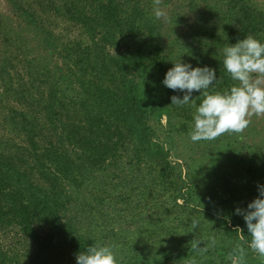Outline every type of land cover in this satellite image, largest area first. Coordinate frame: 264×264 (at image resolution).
<instances>
[{
	"label": "trees",
	"instance_id": "16d2710c",
	"mask_svg": "<svg viewBox=\"0 0 264 264\" xmlns=\"http://www.w3.org/2000/svg\"><path fill=\"white\" fill-rule=\"evenodd\" d=\"M17 1L14 3L17 5L19 18H28L48 42L60 40L50 34L53 23L49 14L42 18L35 17ZM46 1H34L41 6L38 14L43 16L52 9L67 31L76 28L79 33L73 39L62 42L66 48L62 49L63 55L59 54L70 58L77 70L86 69L80 74L74 73L76 76L72 74V78L68 77L70 81L77 82L76 86L81 92L80 109L74 103L77 113L82 114L79 125H75L71 131L65 130V125L51 127L61 128L57 133L61 139L51 141L53 153L50 159L55 173L61 174L62 179L68 177L65 180L67 186L74 185L75 188H67L66 195L61 183L56 180L50 182V178L40 180L38 177L36 184L28 181L25 183L21 178L26 174L15 172L17 169L12 171L5 161L2 162L0 236H11L7 244L5 240H0V264H76L75 255L89 245L96 244L112 246L117 264H164L165 261L171 264L181 263L182 246L170 250L160 249L161 253L151 248L145 254L135 251L130 244L126 245L125 233L122 236L120 233L129 232L125 230L127 223L136 222L137 226V222L145 218L144 213L146 219L150 218L153 222L152 216L168 214L170 210L174 214L190 210V173L192 172L191 182L195 187L212 189L216 186H207L211 184L210 178L218 176L217 174L224 175L225 165L220 161L231 155L230 147L215 148L214 157L218 161H210L207 171L203 165L194 163L196 156H179L181 154L176 148L180 143L177 138L182 127L173 122V119L158 130L150 128L146 122L137 95L142 85L155 88L156 97L151 100L152 111L164 107L167 110L168 106L167 112L170 109L171 114L179 115L178 106L172 104L170 98L182 93L161 83V76L172 66V61H168L167 51L165 54L162 51L167 50V46L182 49L184 43L180 47L177 44L180 38L176 36L169 44L166 43L165 24L153 19L151 11L146 9L152 8V0ZM248 1H206L203 10L195 6L198 16L192 23L189 34L182 36L189 43L187 60L183 61L190 62L193 66L207 65L215 69L217 80L209 87L210 92L223 91L235 83L220 62V51L225 45L235 43L237 39L247 35L264 42V14L256 7L252 8ZM167 3L166 0L162 5ZM174 19L179 21L183 16ZM11 36L12 33H6L2 39L5 41ZM180 56L178 54L177 59ZM138 73L144 74L142 79L135 78ZM16 91L19 93L20 89ZM56 91L58 89L55 84H51L46 91L41 92L39 98H35L31 93L21 90V97H18L20 102H24L21 111H16L12 114L14 117L9 116L5 121L11 122L19 118L23 124L31 126L33 122L37 126L36 118L44 119L42 123L50 121V124L54 120H62L58 115L68 108V103L60 102L58 105ZM198 99L199 96L196 100ZM22 112L26 118L21 117ZM184 125L183 129L188 132L189 124L184 122ZM44 127L46 126L42 125L40 128ZM66 136L68 142L64 138L62 140ZM70 144L79 147L76 156L66 150ZM237 148L253 150L255 146L240 143ZM47 151L49 152L48 149ZM110 158H114L120 166L116 173L121 174L123 185L129 184L133 176L138 177L142 173L151 177L150 180L141 182V185H134V188L141 187L138 189V199L133 198L126 190L117 195L103 196L90 189L84 190L89 183H97L98 173L103 172L101 170L106 168L105 163ZM36 168L38 169V163ZM13 172L18 177L9 179L8 176ZM32 176L36 180V174ZM109 178L112 180V177L104 176L102 181H98L101 188L110 181ZM140 178L146 179L144 175ZM168 192L170 194L164 196ZM251 194L249 199L252 198ZM230 199L217 197L220 206L218 213L222 215L220 221L223 236L220 238V247L210 253L205 263L229 264V255L240 246L245 250V264H263L259 260L253 261L254 253L248 249L247 243L250 236L246 228H241L244 223L234 211L237 206L228 212ZM158 223L159 219L155 224L159 225ZM228 223L230 227L227 226ZM39 226H46L48 231L41 233ZM152 234L149 229L147 236L152 237ZM217 235L214 233L209 241L213 246L219 242ZM207 242L208 240L203 241ZM191 250L194 249L191 247Z\"/></svg>",
	"mask_w": 264,
	"mask_h": 264
},
{
	"label": "rangeland",
	"instance_id": "374dc122",
	"mask_svg": "<svg viewBox=\"0 0 264 264\" xmlns=\"http://www.w3.org/2000/svg\"><path fill=\"white\" fill-rule=\"evenodd\" d=\"M15 0H0V176H3L1 171V164L3 161L15 172L21 171L26 174L22 176V180L25 183L35 182L38 183V177L40 180L50 178V182L56 180L60 182L64 188L63 192L67 195V188L74 189V185H68L65 180L62 179V175L58 172L55 173L54 165L50 159L53 151H51L52 143L51 141H56V138L61 139L57 136V133L61 131L59 129L51 128L52 125H65V130H74L75 125H79L82 114L77 113V106L80 109L79 104V94H81L80 89L76 86L77 82L70 81L72 74L79 72H85L86 69L81 68L77 70L71 59L62 57V49L67 40L73 39L77 36L78 29L74 28L71 30H66L63 24L60 23L59 19L56 18L57 13L52 9L48 10L44 15L38 14L41 10V6L38 5L35 0H19L17 2L21 3V6L27 8L35 17H44L49 14L50 20L53 23L51 36L59 37L60 40L50 41L44 39L40 30L30 23L28 18L21 16L19 18V12L17 5L14 3ZM46 1V0H45ZM47 0L46 2H48ZM59 2L60 0H56ZM166 0H163V2ZM168 3L161 5L166 8L169 13L168 21L162 22L167 28L166 38L164 40L166 43H170L171 40L176 36L180 38L178 43H184L183 48H176L167 46V50H163L162 54L167 51L168 61L176 60L178 54H181L182 60H187L188 55V40L183 39V35H188L192 29V23L196 20L198 16V11L195 6L200 7L203 10L206 1L213 3L216 0H167ZM162 2V3H163ZM181 2L177 6L176 3ZM252 8L256 7L258 11L264 14V0H249L248 1ZM18 4V3H17ZM147 10H150L148 7ZM182 15V20L174 19ZM3 23V24H2ZM161 24V25H162ZM6 25V27H3ZM6 33H12V36L5 41L2 39ZM264 37V34H263ZM112 51L110 48H107ZM60 53V54H59ZM83 67V66H82ZM42 73V74H41ZM46 74V75H43ZM71 74V75H70ZM76 76V74H74ZM135 78L143 77L144 74H135ZM69 77V78H68ZM163 78V76H161ZM51 84H55L56 89H58L57 100L59 102L68 103L67 109L59 113L62 120L57 119L52 121L43 122L44 119H37V126L26 125L21 123L19 118L13 119L11 122L5 121L6 118L14 117V113L21 111V106L24 102H20L18 97L20 96V91L24 90L27 94L31 93L35 98H39L42 91H46ZM19 90L18 91L16 90ZM40 90L38 93L37 91ZM155 88L150 89L145 86H141L137 93L140 105L144 110L146 122L150 128L156 130L160 127L165 126L168 120L173 119L178 126L182 127L177 141L179 145L176 150H179L180 157H195V164L203 165L205 170H209V162L213 159L217 162L215 158V148H227L230 147L231 155L227 159L220 161L225 165L223 167L224 175L214 176L210 178L211 184L208 187H214L209 189L205 187H195L191 182L192 172L190 173V184L192 190V203L190 210H184L183 213H171L168 214L161 213L159 216H152L153 222L155 223L159 219V225H156L150 218H145L141 222L127 223L125 224V230L129 232H121L122 236L125 233L126 245L130 244L131 248L137 252L149 253L152 248L155 252L161 253L160 249L170 250L174 249L176 246H182L180 251L182 254L181 263L175 264H206L205 261L208 259L210 253L220 247L222 233V222L220 221L221 214L218 213L220 206L217 203V197H227L230 199V206L228 212H231L234 207L246 208L247 203L253 198L258 196L257 184H264V116L252 115L249 125L240 133H224L211 141L201 140L198 142H192L188 138V132L192 125V113L194 111L188 105L178 106L179 115L176 113L171 114V110L153 109L151 110V100L156 97ZM10 94V95H8ZM197 96L200 99L196 100ZM15 97V98H14ZM62 101H61V100ZM202 99V95L198 92L193 93V100L196 104H199ZM33 100V99H32ZM31 100V101H32ZM56 100V101H57ZM76 103L77 106L74 105ZM27 105L25 106V109ZM31 114V113H30ZM176 114V115H175ZM188 114V115H187ZM6 115V116H5ZM20 115V113L18 114ZM174 115V116H173ZM37 115H35L36 117ZM22 118H26L24 112H22ZM44 118V113L42 114ZM30 120V119H29ZM60 122H59V121ZM10 121V120H9ZM31 121V120H30ZM184 122L189 124V130H184ZM26 123V122H25ZM61 123V124H58ZM46 126L43 129L41 126ZM163 137V136H162ZM64 141H69L66 137H62ZM175 140V137L173 138ZM74 142V141H72ZM252 144L255 146L253 150L250 149H240L237 145ZM66 145V144H64ZM49 150V152L47 151ZM79 147L75 145H67V149L71 155L76 156ZM60 152V150H58ZM198 155V156H197ZM108 162L105 163L106 168H103L102 173H98L96 178L98 181H102L104 176L112 177L109 178V182L104 185V188L100 187V183L97 181L96 184H88L84 190L95 191L100 196L103 195H117L121 191H125L133 198L138 195V189L141 187L134 188L135 184L141 185V182L150 180V176L140 178L132 177L129 184L123 185L121 179V174H117L119 165L114 158L107 159ZM204 161V162H203ZM208 161V162H207ZM38 163V169L36 164ZM89 165V164H88ZM84 167V165H82ZM34 169L36 171L34 172ZM83 171V170H82ZM58 173V174H57ZM32 174H36V180ZM133 174V172H132ZM18 177L16 173H12L8 176L9 179H16ZM208 182V183H210ZM214 184V185H212ZM10 185V184H9ZM38 186V185H37ZM150 185H148L149 187ZM9 187V186H5ZM218 187V188H217ZM132 189V190H131ZM162 189V188H161ZM160 189V191H161ZM102 190L100 194L98 191ZM171 192V191H170ZM164 193V196L170 194ZM252 193V194H251ZM155 194V193H152ZM252 198L249 199V195ZM104 198V197H103ZM138 199V198H136ZM197 207H195V205ZM236 207V208H237ZM197 219L198 225L195 229L192 228L191 220ZM240 221L244 223L241 228H246V224L241 216ZM153 224H151V223ZM117 227L116 225H114ZM141 226V227H140ZM230 227V223L227 224ZM40 232H47L46 226H39ZM118 229V228H117ZM149 229L153 232L152 237H148ZM247 229V228H246ZM240 229L238 232L240 233ZM214 233L218 234L217 238L219 242L213 246L209 241L212 240ZM9 235H1L0 240H5L6 244L10 242ZM204 240H208L207 243H203ZM194 241H199V247L204 249L203 251L191 250L192 243ZM159 243V244H155ZM187 247V249H186ZM186 249V250H185ZM212 259H214L212 257ZM259 260L264 264V258L257 255L253 256V261ZM72 261V260H71ZM120 264H125L121 262ZM164 264H171V262L165 261ZM256 264V263H250Z\"/></svg>",
	"mask_w": 264,
	"mask_h": 264
},
{
	"label": "clouds",
	"instance_id": "9594fccd",
	"mask_svg": "<svg viewBox=\"0 0 264 264\" xmlns=\"http://www.w3.org/2000/svg\"><path fill=\"white\" fill-rule=\"evenodd\" d=\"M163 0H152L150 15L167 22L169 13L162 7ZM216 58V57H215ZM220 62L235 83L223 91H208L217 80L215 69L207 65L193 66L181 56L172 61L161 83L182 95H172L171 103L188 105L194 109L188 138L192 142L211 141L224 133H240L250 123L252 115L264 116V42L247 35L235 43H228L220 51ZM217 59V58H216ZM202 95L199 104L193 93ZM258 196L247 203L246 208L234 209L242 216L250 236L248 249L264 258V184H257ZM192 228L198 225L191 220ZM192 248L203 251L199 241ZM229 264H245V250L237 246L229 255ZM76 264H117L113 247L106 244L89 245L75 255Z\"/></svg>",
	"mask_w": 264,
	"mask_h": 264
}]
</instances>
